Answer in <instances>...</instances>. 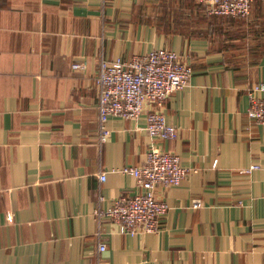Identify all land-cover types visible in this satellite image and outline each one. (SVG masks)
<instances>
[{"label": "crops", "instance_id": "crops-1", "mask_svg": "<svg viewBox=\"0 0 264 264\" xmlns=\"http://www.w3.org/2000/svg\"><path fill=\"white\" fill-rule=\"evenodd\" d=\"M161 47L194 70L161 107L178 137L148 133V102L137 120L111 116L100 146V60ZM258 83L264 0L248 19L195 0H0V264H264V123L248 114ZM151 147L190 170L157 187L160 229L133 235L100 213L142 191L121 169Z\"/></svg>", "mask_w": 264, "mask_h": 264}, {"label": "built area", "instance_id": "built-area-1", "mask_svg": "<svg viewBox=\"0 0 264 264\" xmlns=\"http://www.w3.org/2000/svg\"><path fill=\"white\" fill-rule=\"evenodd\" d=\"M206 6L211 15H226L234 18H247L256 0H195ZM96 78L98 88L99 129L98 142L102 146L110 136L108 121L111 116H122L137 120L145 105L150 102L158 109L148 112L147 131L153 137L174 139L179 130L167 121L162 110L165 100L176 90L187 86L193 74V67L182 60L180 54L170 48H157L146 54H138L130 59L117 58L100 60ZM86 61L73 63L74 69L84 70ZM264 83L254 85L249 91L250 105L248 114L258 123H264ZM258 168L252 164L246 171ZM137 179L142 191L133 195L117 197L101 215L117 222L123 232H156L160 229L162 218L169 205L156 195L159 185H179L190 170L181 163L179 154L151 147L146 160L141 165H127L121 169ZM106 172L100 179H106ZM195 200L193 207L202 206ZM11 219V217H9ZM107 244L101 242V251Z\"/></svg>", "mask_w": 264, "mask_h": 264}, {"label": "trees", "instance_id": "trees-1", "mask_svg": "<svg viewBox=\"0 0 264 264\" xmlns=\"http://www.w3.org/2000/svg\"><path fill=\"white\" fill-rule=\"evenodd\" d=\"M255 3V2H254ZM254 3H253V6H254ZM207 9V8H206ZM252 9H253V7H252ZM252 13V12H251ZM251 15V14H250ZM216 16H222V17H228V18H231V19H248V17L247 18H234V17H231V16H226V15H216Z\"/></svg>", "mask_w": 264, "mask_h": 264}, {"label": "rangeland", "instance_id": "rangeland-1", "mask_svg": "<svg viewBox=\"0 0 264 264\" xmlns=\"http://www.w3.org/2000/svg\"><path fill=\"white\" fill-rule=\"evenodd\" d=\"M232 22L240 23L242 20H231Z\"/></svg>", "mask_w": 264, "mask_h": 264}]
</instances>
